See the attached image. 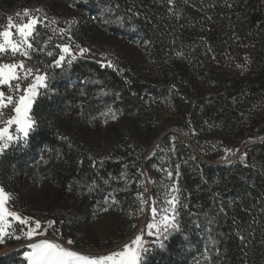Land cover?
Segmentation results:
<instances>
[{
  "label": "trees",
  "instance_id": "1",
  "mask_svg": "<svg viewBox=\"0 0 264 264\" xmlns=\"http://www.w3.org/2000/svg\"><path fill=\"white\" fill-rule=\"evenodd\" d=\"M71 1L144 44L155 71L81 57L52 69L51 90L33 106L37 128L28 145L0 157L3 187L11 190L19 166L46 179V214L81 244L107 200L129 210L143 171L153 173L174 137L166 157L179 166L180 230L164 248L154 246L146 264H264V0ZM157 100L174 111L168 127L187 141L158 139L168 127ZM109 106L141 121L139 139L124 152H102L82 135L86 121ZM23 252L0 255V264H27Z\"/></svg>",
  "mask_w": 264,
  "mask_h": 264
},
{
  "label": "rangeland",
  "instance_id": "2",
  "mask_svg": "<svg viewBox=\"0 0 264 264\" xmlns=\"http://www.w3.org/2000/svg\"><path fill=\"white\" fill-rule=\"evenodd\" d=\"M0 9L4 14V17L0 19V27L6 25L8 17H12L14 23L21 22L25 9L30 10L32 15L40 17L41 20L37 26L39 34L33 44L35 48H40L42 51L32 52V59L30 60L17 55L0 58L3 62L11 63L25 60L27 65L34 69L39 68L41 72H47L50 77V71L57 67H49V65H52L60 54V49L56 46L70 44L77 58L94 60L103 66H107L110 61L115 69L128 65L136 67L139 72L145 75L155 71L152 69L151 59L143 50L144 44H141L139 40L131 39L129 36L108 30L99 24L96 17L91 15L87 9L80 8L71 0H0ZM17 13L20 15L17 16ZM23 19L26 20L27 17ZM61 30L66 31L62 33ZM77 45L80 48H87L89 51L81 56ZM48 51L53 52L54 55L48 56L46 54ZM65 64L67 63L63 65ZM65 88V86L62 87V89ZM156 104L160 118L166 120L175 117L174 111L163 100H157ZM5 113L7 118L10 110H5ZM113 114L117 119H112ZM140 123L139 118L131 117L119 112L114 106H109L102 109L95 118L86 121V124L83 125L82 135L89 146H93L102 152H124L126 143L131 146L139 139ZM164 124L166 127L169 125L167 120ZM2 126L3 124H0V127ZM167 134H179L184 141H187L183 132L171 127L163 128L158 139ZM173 143L174 137L167 139L161 148L159 160L152 167L153 173L150 174L144 170L143 178L137 179L139 186L134 195V202L128 211L123 213L114 202L109 200L106 201L105 204L107 205L103 209L94 211L87 222L89 236L86 239L81 238V244L66 236L62 232L60 224L51 215L46 214L47 205L52 199H50L52 188L50 189V184L46 179L33 176L27 168L19 166L18 170L14 172L11 190L5 189L1 181L0 187L11 194L12 198L7 207L22 217H32L34 220H39L42 228L48 229L47 238L57 239L58 242L83 254L107 255L113 251L121 250L125 244L130 243L140 234L142 229L146 232V224L151 222L149 205L153 200L156 201L159 209L168 207L166 200L170 199L172 195L178 197L177 192H171L173 186L177 188L179 186L178 163L166 157L167 152L172 150ZM248 145L250 144L246 146ZM244 153V150H241L238 154L243 155ZM197 154L206 158L200 150H197ZM230 160L232 159H228L227 162ZM169 171L173 174L172 178L167 175ZM133 177L132 174L127 177L130 183L134 180ZM156 181H158L157 190L154 189ZM140 194H143V199L148 202L143 205V211H141ZM178 206L179 204H177V208ZM27 209H30V212H27ZM50 221L55 222L51 227L48 223ZM13 228L16 230V235H21V225L15 223ZM123 231H127V233L122 239H119ZM40 238L42 237L36 239ZM144 239L150 242L147 246L151 251L156 246L151 242L156 238L145 234ZM69 240L73 242L70 245L67 244ZM28 243L30 241L25 239L6 238L5 242L0 243V255L23 250V257L25 258V252L29 250L26 247Z\"/></svg>",
  "mask_w": 264,
  "mask_h": 264
},
{
  "label": "snow or ice",
  "instance_id": "3",
  "mask_svg": "<svg viewBox=\"0 0 264 264\" xmlns=\"http://www.w3.org/2000/svg\"><path fill=\"white\" fill-rule=\"evenodd\" d=\"M19 15L17 13V16ZM24 17L27 19L24 20ZM40 23V17L32 15L28 9L23 11L21 22L14 23L12 17H8L6 25L0 27V58L19 55L30 60L32 52L42 51L40 48H35L33 44L39 34L37 26ZM65 31L61 30L62 33ZM56 47L60 49V54L49 67L59 68L64 63L71 65L72 61L77 59L70 44L57 45ZM77 48L81 56L89 51V49L80 48L78 45ZM46 54L54 55L51 51ZM107 66L113 67L110 61ZM49 79L47 72H41L39 68L34 69L27 65L25 60L8 63L0 59V124H3L0 127V155H3L13 145L22 144L25 147L28 145L30 134L37 128L33 105L39 96L47 95L51 90ZM5 110H10L7 118ZM112 119L115 120L117 117L113 114ZM167 175L172 178L173 174L169 171ZM178 191L179 189L175 186L171 189L173 193ZM11 198V194L0 187V243L5 242L6 238L30 241L26 245L29 250L25 252L27 264H146V257L150 251L147 245L150 242L144 239L145 234L154 236L156 239L151 243L156 244L159 248H164V240L168 239L172 232L180 230L177 220L178 197L172 195L170 199L166 200L168 207L159 209L156 201L153 200L149 205L151 222L146 224V232L142 229L140 234L130 243L125 244L121 250L113 251L107 255H88L65 246L57 239L47 238L48 229L42 228L39 220L22 217L7 207ZM140 199L141 211H143V205L148 202L143 199V194H140ZM15 223L22 226L21 235H16V230L13 228ZM48 223L51 227L55 222ZM37 237L42 238L36 239ZM72 243L71 240L67 241L69 245Z\"/></svg>",
  "mask_w": 264,
  "mask_h": 264
}]
</instances>
